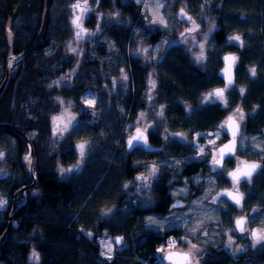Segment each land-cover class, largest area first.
<instances>
[{
    "label": "rangeland",
    "instance_id": "1",
    "mask_svg": "<svg viewBox=\"0 0 264 264\" xmlns=\"http://www.w3.org/2000/svg\"><path fill=\"white\" fill-rule=\"evenodd\" d=\"M129 3L135 6L134 11L138 9V15L134 18L128 16L125 11L118 7V4L126 6ZM208 4L209 2H205L200 5L199 0H54L53 10L48 12L50 20L46 38L49 42L36 50L35 54L40 57V65L44 69H65L68 67L70 70L60 72L54 82L48 84V89L51 91L57 87L73 86L74 77L82 67L83 62L89 59L95 62V69L90 72V79L93 80L91 86L83 87V93L77 99L71 96H54V100L60 104V107L59 111L52 113L49 118L51 139L58 140L67 133H72L73 137L77 139L73 148L77 152V159L73 165L60 167L63 175L71 171L79 173V169L84 165L83 162L92 163L94 159L101 165L106 154L113 152V147H107L110 144L105 142V145L103 144L104 151L101 153L102 157L99 155L100 145L106 139H104L105 135L110 132L105 128V122L109 121L110 126L116 122L113 118L115 115L122 119L129 117L130 109L120 104L123 96H130L134 101L138 98L141 99L142 106L132 108V110L135 109V113L131 110V113L137 117L134 120V125L143 128L148 125L152 135L157 136L159 141L163 140L168 150V154L163 152L162 155H155L154 159L146 158V156L145 160L137 158L138 172L142 176L152 177L156 172L168 173L172 168L178 167V162L188 160L186 157L188 151L191 152L190 156L197 160H212L213 146L224 135L223 124L225 121L224 119L222 122L219 121L220 126L212 136H209L206 131H194L191 128V124H194L192 114L194 111H198L197 109L208 107V103H213V100L215 103L222 102V106H224L226 95L230 98L229 94L232 93L233 95L236 91L242 94L245 92L246 86L235 82L230 87L220 86L219 88L223 90L221 93L216 88L197 91V93L187 91L188 97H182L185 104L181 107L177 103V100L181 98L170 93L167 82H162L164 77L159 70L156 68L147 71L141 69L143 73L139 74V78L142 79L143 85L140 87L135 84L138 73L134 77L132 70L133 64L151 65L155 60L157 66L163 62V59L173 57L175 53H183V55L185 54L184 57L186 56L201 73L207 75L209 78L207 82H215L216 74L222 67V55L225 52H234L232 49L242 48L245 41L254 34H258L259 26L256 19L257 12L255 13L251 5L241 2L225 5L222 0H215L212 8ZM114 6L116 7L114 8ZM218 13H220L219 18H223V22L227 23L228 17L235 16V20L242 21L235 23H241L242 26L239 27L238 24L236 26L229 21L222 27L223 30L229 29L230 31L227 38L215 39L214 33L219 30L215 21ZM27 15L23 14L24 18L21 15H16L15 19L13 18L11 21V29L6 26L5 42L9 49L5 51L3 47H0V62L2 61V53L5 51L0 67L4 63V58L13 54L11 51L14 35L20 42L25 43L32 36L35 27L38 26L36 22L33 23L32 16ZM91 20L95 23L93 26L88 24V21ZM64 21H67V27L63 25ZM122 28L128 31L129 38H131L130 43L123 49L115 42L117 31ZM152 36L157 37L156 42L148 43ZM122 40L123 37L120 35V45L123 44ZM174 45L179 47L172 48L171 46ZM59 48L65 55L59 54ZM55 57H57L55 60L48 62L47 59H54ZM67 57H71L74 62L71 65L67 63L66 66L65 62L62 61ZM1 69L3 70V67ZM241 73L244 74L243 71ZM96 82H98V89L96 85H93ZM50 91L49 95L51 96ZM105 93L109 100H115L113 106L106 105L99 99V96L103 97ZM136 93L140 95H135ZM135 96L137 99L134 98ZM162 97L164 100L161 99ZM237 105L236 103L233 104L232 109H229L227 114L232 113L240 125L244 126L245 117H243L242 109ZM107 109L112 111L109 113L108 119L101 115ZM2 110L5 111L4 105H2ZM81 111H85L89 118L81 119ZM255 111L256 109H254ZM95 121L100 124L97 132L91 129L95 125ZM124 126L126 132L118 133L116 144L117 141L129 134V128ZM80 130H90L88 131L89 135L82 132H72ZM27 135L37 139L39 133L32 131L27 132ZM240 138L237 161L259 160L264 157V131L260 132L259 135L247 134L243 131ZM56 146L55 143L54 147ZM18 149L15 137L0 136V178L15 174L20 179L14 171V163L18 158V152L20 153ZM178 149L180 157L174 153ZM26 152H22V154L25 155ZM117 154L116 157L121 158V161L125 158L122 150L118 151ZM229 168L230 165L226 164L223 168L209 167L208 165L205 167V171L201 169L195 180L202 183L200 194L191 200L186 210L177 212L167 219L159 218L152 213H143V216L141 215L137 219L136 227L142 226L141 228L144 229L159 227L163 229L172 220H177L182 222L180 225H184L185 228L191 224L190 234L192 235L193 220L189 222L187 216L197 212L199 215L197 223L201 227L200 248L193 243L192 239L189 241V264H204L205 250H212L221 245L229 244L227 233L232 227L231 221L234 215L228 202L224 199V192L230 188V182L226 178ZM16 177L13 179H17ZM175 179L176 182H182L174 188L176 193L187 196L190 186L188 178L176 174ZM126 185H128L127 192L123 198L125 204H133L139 208L150 206L152 198L147 195L150 190L140 189L141 183H135L134 180L128 181ZM239 188L244 192L246 190L245 183H240ZM129 192H131V196L128 194ZM9 201V193L0 188L1 222L5 218ZM244 210L242 207L238 214L243 213ZM122 211H124L123 207ZM124 217L120 211V205L111 206L104 213L108 229L106 231H111L113 234L105 233L97 240L100 246V254L107 260H111L115 254L129 249L131 246L126 240L120 244H116L114 241L115 236H123V232L128 228ZM138 231L139 237H142L140 230ZM85 234L89 238L92 237V232ZM172 244L175 245L173 242ZM166 247L160 246L158 251L163 252L167 249Z\"/></svg>",
    "mask_w": 264,
    "mask_h": 264
},
{
    "label": "trees",
    "instance_id": "2",
    "mask_svg": "<svg viewBox=\"0 0 264 264\" xmlns=\"http://www.w3.org/2000/svg\"><path fill=\"white\" fill-rule=\"evenodd\" d=\"M222 1L225 5L239 2L251 5L255 13L257 12L258 34H254L245 41L242 48L232 49L234 51L232 53L236 57L234 65L235 82L240 83L242 86L245 85L246 90L242 94L238 91L233 93V95L231 93L229 94L230 98L226 95L224 106H222V102L215 103L213 100V103H208V107H202L206 108V110L194 111L192 114L194 124L192 125L193 127L207 128L213 123L217 124L219 120L226 116L227 112H229L228 110L232 109L233 104L236 103L242 109L243 117H245L248 127L253 132H260V129H264V0ZM205 2H209L208 5L212 8L215 0H199L200 5ZM53 4L54 0H49V11L53 10ZM51 5L52 8H50ZM118 6L132 18L138 15V9L132 12V7ZM42 8L43 0H0V47H3L5 51L9 49L8 44L5 42L6 26L11 29L10 25L13 18L15 19L16 15H21L24 18L23 14L32 16L33 23L36 22L38 26L35 29L33 28V33L35 34L32 40H28L25 43L20 42L14 35L11 53L17 54L29 46L39 29ZM219 15L220 13L215 19L219 27V30L214 33V37L217 40L219 38H227V35L230 34L229 29H222L229 21L236 26L237 24L239 27L242 26L241 23H235L242 22L239 19L235 20V16L228 17V21L225 23L222 21V17L219 18ZM49 20L48 17V23L41 39L47 36ZM90 22L88 21L89 25L93 26L95 24L92 20ZM63 25L67 27V21H64ZM127 34L122 36V45L118 44L117 38H115V42L122 49L130 43L131 38ZM156 38L152 36L148 43L156 42ZM48 42L45 37L36 50L44 47ZM220 43H223V41H220ZM171 47L177 48L179 46L174 45ZM36 50L15 65L5 90L0 96V123H12L25 133L37 131L40 136H37V139L29 137L34 147L32 170L36 176V185L26 191L25 197L19 199L21 203L18 205L19 208L13 217L12 227L0 251V264H156L162 262L154 251L155 244L159 242L157 238L151 233L147 234L145 231H140L143 235L142 237L138 239L135 237V228L138 234L139 231L137 230L141 229L136 227V222L143 213L140 212L137 206L133 204L127 205L123 202L128 186L126 183L132 179V161L137 158H145L142 152L132 154L129 152L128 146L126 147V141L132 135L134 120L137 118L134 113H131V110L136 106H142L141 99H137V96H135L134 98L137 100L134 101L130 96H123L120 104L130 109L129 117L122 119L115 115L113 118L116 122L110 126L109 121L105 122V128L110 130V132L105 135L104 139H106L100 145L99 155L102 157L101 153L104 151L103 144L105 145V142L110 144L107 147H113V152L106 154V158H104L101 165L94 159L92 163H85L79 169V173L71 171L63 175L60 167L73 165L77 159V152L73 149L77 139L73 137L72 133H67L58 138V140L51 139L49 118L52 113H57L60 107V104L54 100V96H71L77 99L83 93V87L91 86L93 80L90 79V72L95 69V62L91 59L83 62L82 67H80L74 77L73 86L57 87L50 91L48 84H52L60 72L70 70V68L44 69L40 65V57L35 54ZM58 50L59 54L65 55L61 48ZM5 51L2 53L1 62H3ZM184 55L183 53H175L173 57L163 59V62L157 66L155 60L151 65L143 63L133 64L134 77L138 73L135 84L138 87L143 85L142 79L139 78L143 70L147 71L148 69L156 68L164 77L162 82H167L170 93L176 94L181 98L177 100L181 107L185 104V100L182 97H188L187 91L197 93V91L216 88L221 93L223 90L219 88L220 86H231L223 82L219 73L216 74L215 82H207L209 79L207 75L201 73ZM7 57L4 58V63L1 66L3 70L0 67V85L4 78ZM56 58L47 60L52 62ZM71 59V57H67L62 62H65L66 66L67 63L71 65L74 62ZM242 71L244 74L241 73ZM97 84L98 82L93 85H96L98 89ZM135 95L140 94L136 93ZM99 99L106 105L113 106L115 103V100H109L106 93L103 94V97L99 96ZM161 99L164 100L163 97ZM2 105H4L5 111L2 110ZM254 109H256L255 112ZM110 112L112 111L107 109L101 115L108 119ZM80 113H82L81 119L89 118L85 111ZM94 124L93 126L91 124V129L97 132L100 124L96 121ZM124 125L129 128V134L125 135L122 140L117 141L116 144L118 133L126 132ZM141 128L151 132L148 125L145 128ZM88 131L90 130L72 132H82L89 135ZM3 135H7L10 138L15 137L17 147H19L18 151H20L17 154L16 163H14V171L20 179L15 174L0 178V188L4 192L9 193L11 201L15 191L19 187L31 183L32 180L24 175L21 167L22 152L27 151L25 145L11 131L0 128V136ZM153 137L155 143H157V136ZM55 143L57 144L56 147H54ZM121 150L125 154V158L122 161L120 158V160L116 158L118 151L120 152ZM13 177L17 179H13ZM259 181L260 189L257 186L255 188L257 187L259 193L262 194L264 193V168L260 172ZM130 190L132 191V188ZM128 194L131 196V192ZM120 199L122 200L119 203ZM118 205H120V211L125 216V223L128 227L123 232L124 235L121 236V243L126 240L131 246L129 249L115 254L111 260H107L100 254L97 238L105 233L113 234L111 231H106L108 229L104 213L111 206L116 207ZM122 207L124 211H122ZM9 210L10 207L5 213L4 220L0 221V235L7 225ZM86 232H92V237L89 238L85 234ZM210 253H213V250L204 251L205 259Z\"/></svg>",
    "mask_w": 264,
    "mask_h": 264
},
{
    "label": "flooded vegetation",
    "instance_id": "3",
    "mask_svg": "<svg viewBox=\"0 0 264 264\" xmlns=\"http://www.w3.org/2000/svg\"><path fill=\"white\" fill-rule=\"evenodd\" d=\"M126 6L132 7L131 11L134 12V5L129 3ZM115 7L116 6H114V8ZM117 32L118 33L116 34V38L119 44L120 35L123 36L127 34V31L125 30V28H123V30L118 29ZM34 34L35 33H33L29 40H32ZM45 37L46 36H44V38ZM44 38L41 39L40 44L44 40ZM203 109L206 110V108L197 110L201 111ZM132 111L135 113V110ZM229 116L234 115L232 113L227 114L219 121L222 122V120L224 119V121L226 122ZM219 121L217 122V124L213 123V125L207 128H200L199 126L193 127L192 124L191 128L194 131H206L207 135L212 136L214 134V131L220 126ZM239 128L240 131L236 137L235 152L231 156L226 157L221 165H218L216 163L219 157L218 148L229 139V135L225 130V123L223 124L224 135L220 138L219 142H217L215 146H213L214 155L212 157V160L210 161H206L205 159L197 160L194 157L192 158L190 156L191 152L188 151L186 153V157H188L187 161L178 162V167L172 168L170 171H168V173L156 172L152 175V177L142 176V174L138 172L137 159H134L135 161H132L133 172L131 180H134L135 183H141L140 189L150 190V193H147V195L152 198L150 206L137 208L140 209L141 213H152L159 218L165 219L169 218L171 215L177 212L186 210L189 207L191 200L199 196L200 186H202V183L201 181L196 182L195 180L201 169L205 171V167H207L208 165L209 167L214 166L218 168H223L226 164L230 165L229 171L226 175L227 180L230 182V188H228L224 192V199L228 202V205L234 214L231 221L232 227H230L227 233V242H229V244L223 247H219L213 253H210V255L205 260L203 259L204 264H264V193L260 194L258 191V189H260L261 187V185L259 184V175L264 168V157L259 160H236V157L238 155L237 149L241 139L240 134H242L244 131L247 134L259 135L262 130H260V132H253L248 127L247 122L244 126L240 125L239 123ZM137 131L145 132L148 137V142L158 147L159 149L157 151L149 152L142 145L136 144L131 149H129L128 147V149L130 150L129 152H131L132 154L142 152L145 156L151 157L153 159L155 158V155H162L163 152L168 154V150L165 147L163 140H158L157 143H155V139H153L154 137L151 135L152 133L148 132L146 129H142L141 126L134 125L132 135L130 136L132 137ZM129 139H127L126 141V147L128 146ZM174 153L177 154V157H180L179 149ZM242 164L255 165V172L253 174H247L241 178H238L237 180H234L231 177V174L235 172ZM176 174L188 178L190 186L187 191V196L176 193V190L174 188L178 187L179 184L182 183L181 181L176 182ZM243 182L246 186V190L244 192L241 188H239V184ZM255 186L259 188L257 189V187L255 188ZM227 191L236 192V194H238V196L240 197V201L237 203L228 201L226 199ZM176 202H180V204L175 205ZM20 203L21 200H19L18 204ZM242 207H244L245 209L244 212L238 214ZM241 219L243 220L242 228L239 231L236 227V221ZM187 220L189 222L193 220L192 235L190 234L191 224L188 225L187 228H185L184 225H180L182 224V222L177 220H172L171 222H169L168 226L164 227L163 229L159 227H150L146 229L141 228L142 226L140 227V231H145L147 234L151 233L155 238L159 240V242L155 244L154 251L156 252L157 257L161 259L162 262H158L156 264H173L171 261L167 260V257L171 255L180 256L181 254L188 256L185 264H189V241L192 239L193 243L197 245L198 248H200L201 227L200 224L197 223V221H199V215L197 214V212L189 214L187 216ZM135 233V237L136 239H138L139 235L136 232V228ZM140 236H143L141 232ZM172 242L175 243V245H173ZM167 245L168 247H166ZM160 246H163L164 248L166 247L167 249H165L163 252H159L158 248Z\"/></svg>",
    "mask_w": 264,
    "mask_h": 264
},
{
    "label": "water",
    "instance_id": "4",
    "mask_svg": "<svg viewBox=\"0 0 264 264\" xmlns=\"http://www.w3.org/2000/svg\"><path fill=\"white\" fill-rule=\"evenodd\" d=\"M48 11H49V0H43L40 25L34 40L31 42L29 46L24 48L21 52L17 54H11L6 58L4 78L0 85V95L5 90L11 72L15 67V65L19 64L20 61H22L30 53H32L38 48L39 43L41 41V37L45 32L48 23ZM235 61H236V57L232 52H226L221 57L222 68L219 72L220 78L223 80V82L228 83L230 85H233L235 82V67H234ZM0 128L11 131L25 145L27 152L21 158V167L24 172V175H26L29 179L32 180L31 183L19 187L13 194V206L12 208H10L9 213L7 215V225L4 231L0 235V251H1L5 239L12 227L13 217L15 216L18 209L16 207L17 202L21 197L26 196V191L28 189H31L36 185V176L34 175L32 170L33 161H34V147L27 133L19 130L12 123H5V122L0 123ZM225 130L229 135V139L218 148L219 157L216 162L218 165H221L226 157L231 156L235 152L236 137L239 134L240 128H239V123L237 119L234 118V116H229L227 118L225 122ZM136 144L142 145L149 152L157 151L159 149L158 147L148 142V137L146 133L142 131H137L129 139L128 141L129 149H131ZM255 169H256L255 165L242 164L235 172L231 174V177L234 180H237L238 178H241L247 174H253L255 172ZM226 199L228 201H233L236 203L240 201V197L234 191H227ZM179 204L180 202L175 203V205H179ZM242 221H243L242 219L236 221V227L238 228L239 231L242 228ZM121 239H122L121 236L114 237V241L116 242V244H120ZM187 259L188 256L182 254L180 256L171 255L167 257V260L171 261L173 264H185Z\"/></svg>",
    "mask_w": 264,
    "mask_h": 264
},
{
    "label": "bare ground",
    "instance_id": "5",
    "mask_svg": "<svg viewBox=\"0 0 264 264\" xmlns=\"http://www.w3.org/2000/svg\"><path fill=\"white\" fill-rule=\"evenodd\" d=\"M36 24H37V23H36ZM260 130L264 131V129H260ZM74 163H75V161H74ZM74 163H73V164H74ZM83 164H85V162H83ZM18 205H19V204L17 203V205H16L17 208H19ZM12 206H13V200L9 201V204H8V207L12 208ZM223 246H224V245H221V246H219V247H223ZM219 247H216V249L219 248ZM216 249H212L213 252H214Z\"/></svg>",
    "mask_w": 264,
    "mask_h": 264
},
{
    "label": "clouds",
    "instance_id": "6",
    "mask_svg": "<svg viewBox=\"0 0 264 264\" xmlns=\"http://www.w3.org/2000/svg\"><path fill=\"white\" fill-rule=\"evenodd\" d=\"M222 68V67H221Z\"/></svg>",
    "mask_w": 264,
    "mask_h": 264
}]
</instances>
